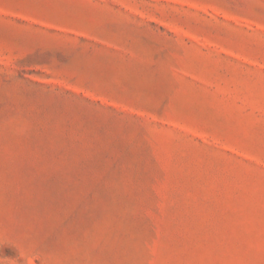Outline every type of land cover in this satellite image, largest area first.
Masks as SVG:
<instances>
[{
  "label": "rangeland",
  "instance_id": "374dc122",
  "mask_svg": "<svg viewBox=\"0 0 264 264\" xmlns=\"http://www.w3.org/2000/svg\"><path fill=\"white\" fill-rule=\"evenodd\" d=\"M0 264H264V0H0Z\"/></svg>",
  "mask_w": 264,
  "mask_h": 264
}]
</instances>
